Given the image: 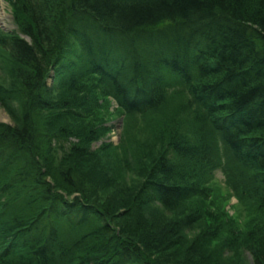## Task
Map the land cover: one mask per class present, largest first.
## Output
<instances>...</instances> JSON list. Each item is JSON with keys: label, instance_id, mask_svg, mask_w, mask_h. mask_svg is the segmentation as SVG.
Listing matches in <instances>:
<instances>
[{"label": "trees", "instance_id": "obj_1", "mask_svg": "<svg viewBox=\"0 0 264 264\" xmlns=\"http://www.w3.org/2000/svg\"><path fill=\"white\" fill-rule=\"evenodd\" d=\"M3 1L16 31L0 32V264H193L177 249L198 213L171 214L206 195L216 140L264 212V0ZM110 99L162 123L139 182L113 194L91 150ZM246 242L264 264V219Z\"/></svg>", "mask_w": 264, "mask_h": 264}, {"label": "rangeland", "instance_id": "obj_2", "mask_svg": "<svg viewBox=\"0 0 264 264\" xmlns=\"http://www.w3.org/2000/svg\"><path fill=\"white\" fill-rule=\"evenodd\" d=\"M13 13L11 5L7 6L0 0V32L8 34L13 32ZM2 49L0 47V84L5 86L9 83L8 75L12 72L10 69L12 63L9 62L7 51ZM53 79L54 73L51 72L47 80V86L50 88L53 85ZM167 80L168 85L170 82H178L175 77L167 78ZM178 95L181 94H173L171 98V100L176 99L173 102L175 111L179 110V115L193 114L192 111H188V105L184 101L177 99L181 97ZM109 103L99 117L113 129L114 133L93 143L91 150L97 157L99 155L101 159L99 161L102 163L98 161L99 169L103 170L105 179L110 181L108 186L111 189L108 188L107 193L113 194L115 191H120V187L129 192L140 180L137 162L139 161L140 165L145 163L144 158L150 157L158 147V141L161 138L159 128L162 123L155 118L147 119L149 120H146L147 122L144 120L129 122V119L125 120L113 102ZM181 104L184 106L183 109ZM187 118H189L188 115ZM154 119L157 121H152ZM1 123L11 125L9 115L2 108H0ZM106 145L109 146L106 148ZM220 147V143L216 142L219 166L213 173L212 182L206 191L207 196L204 195L203 199H193L185 203L176 213L171 214L172 218H180L193 211L198 213L197 222L182 232L181 245L177 252L182 258L187 255L186 251L196 249L193 264L199 260L198 257L202 264H251L250 255L245 249L246 234L252 227L261 224L264 212L258 211L249 184L246 181L241 182L239 178L235 180V166L230 162L225 150L222 151ZM113 187L116 189H112ZM102 196L105 197V195ZM14 202L10 204L16 211L23 210L21 203L17 205L19 201ZM149 209L157 213L160 211L153 204L148 207Z\"/></svg>", "mask_w": 264, "mask_h": 264}]
</instances>
